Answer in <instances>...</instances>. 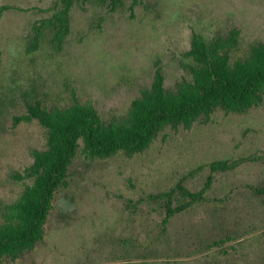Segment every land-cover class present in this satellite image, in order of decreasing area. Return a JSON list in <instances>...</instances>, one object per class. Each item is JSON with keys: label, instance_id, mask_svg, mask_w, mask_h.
I'll use <instances>...</instances> for the list:
<instances>
[{"label": "rangeland", "instance_id": "rangeland-1", "mask_svg": "<svg viewBox=\"0 0 264 264\" xmlns=\"http://www.w3.org/2000/svg\"><path fill=\"white\" fill-rule=\"evenodd\" d=\"M56 1L0 0L4 203L21 190L12 174L31 164L32 150L42 145L37 123L15 125L25 102L49 109L91 104L103 121L115 122L152 88L158 71L169 91L191 79L185 53L194 33L216 40L239 32L232 63L264 43V0H139L115 12L76 6L60 50L46 33L28 53L34 26L51 17ZM262 98L243 113L219 108L190 128L167 127L143 152L91 160L81 147L55 195L43 241L2 264H264V193L255 191L264 188ZM218 160L235 168L213 172L210 164ZM184 178L192 192L205 190L206 200L164 227L162 203L145 198Z\"/></svg>", "mask_w": 264, "mask_h": 264}, {"label": "trees", "instance_id": "trees-1", "mask_svg": "<svg viewBox=\"0 0 264 264\" xmlns=\"http://www.w3.org/2000/svg\"><path fill=\"white\" fill-rule=\"evenodd\" d=\"M127 1H132V9L140 4L139 0H57L49 10L51 17L34 26L26 51L39 48L46 33L51 34V45L60 50L71 32L76 6H106L115 12ZM234 32L229 38L216 40L194 33L191 48L185 53L192 61L188 67L191 79H184L176 91H169L158 71L152 88L142 92L129 115L115 122L103 121L91 104L75 101L65 108L49 109L40 101L25 102L26 112L14 116L15 125L37 123L42 130V145L32 150L31 164L12 174L21 185L18 197L10 203L0 201V264L23 257L43 241L55 195L66 185L81 147L91 160L110 158L121 151L143 152L167 127L190 128L219 108L243 113L260 104L264 94V43L252 46L245 58L232 63L229 52L238 43L239 34ZM210 167L213 172H225L235 164L218 160ZM185 179L168 191L145 198L162 203L164 227L174 215L206 200L205 190L192 192L184 185ZM211 181L210 176L208 187ZM255 191L264 193V188Z\"/></svg>", "mask_w": 264, "mask_h": 264}]
</instances>
